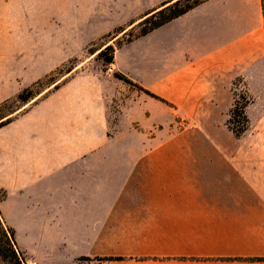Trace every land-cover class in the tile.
Listing matches in <instances>:
<instances>
[{
    "label": "crops",
    "instance_id": "crops-1",
    "mask_svg": "<svg viewBox=\"0 0 264 264\" xmlns=\"http://www.w3.org/2000/svg\"><path fill=\"white\" fill-rule=\"evenodd\" d=\"M165 1L132 0L129 18ZM131 43L115 68L199 123L141 143L156 109L171 112L129 92L109 143L122 87L93 76L30 103L0 127L1 213L18 247L35 264H264L260 0H206ZM231 73L252 96L240 136L226 123Z\"/></svg>",
    "mask_w": 264,
    "mask_h": 264
},
{
    "label": "rangeland",
    "instance_id": "rangeland-1",
    "mask_svg": "<svg viewBox=\"0 0 264 264\" xmlns=\"http://www.w3.org/2000/svg\"><path fill=\"white\" fill-rule=\"evenodd\" d=\"M131 6L132 0H0V92L3 90L0 104L6 101L1 120L10 116L13 118L30 103L53 91L56 84L59 87L70 79L93 76L108 81L111 88L113 84L122 87V92L117 93L109 103V140L115 135V124L121 112L120 99L128 96L129 92L149 97L157 106H165L171 112L164 114L156 109L157 120L153 130L150 127L151 134L146 137L140 134L141 143H148L151 137H154V141L150 140V143H165L171 133L199 123L183 120L175 106L156 91L148 89L168 103L116 78L114 72L119 70L115 68V59L106 65L103 58L99 57L98 53L102 49L112 45L114 57L117 55V60L123 63L122 57L135 48L131 42L124 43L139 29L140 19L129 18L133 11ZM101 12L109 15L103 16ZM231 75L232 104L234 99L239 103L251 99L246 89L248 79L242 74ZM251 77L252 80L257 79L253 72ZM34 83V94L27 102L15 101V96L22 89ZM3 192L0 190V204ZM0 217L3 218L1 205ZM0 240L4 242L1 234ZM32 263L26 256L25 264ZM0 264H5L1 257ZM78 264L100 263L90 260Z\"/></svg>",
    "mask_w": 264,
    "mask_h": 264
},
{
    "label": "trees",
    "instance_id": "trees-1",
    "mask_svg": "<svg viewBox=\"0 0 264 264\" xmlns=\"http://www.w3.org/2000/svg\"><path fill=\"white\" fill-rule=\"evenodd\" d=\"M204 1L206 0H168V1L161 3V5L158 8L145 13L142 19L138 22L139 29L137 33L129 36V38H127L124 41V43H129L132 40L147 34L153 29L184 14L188 10L192 9L193 7L199 5L200 3ZM260 7H261V12H262V17H263V30H264V0H260ZM124 43H121V45ZM98 55L99 57L103 58L104 64L107 65V64L113 63V60H114L113 46L107 45L104 49H102L98 53ZM68 70L70 69H67L66 71ZM114 76L122 80L123 82L129 85H132L136 87L137 89L143 91L147 95L155 99H158L160 101H163L164 103H168L163 98H160L153 92L144 88L138 82L133 81L130 77H128L124 73L120 71H115ZM36 83L32 84L29 87L22 89L15 96V101L21 102V103L27 102L34 94L33 85H36ZM54 88L55 89L58 88V84H56ZM250 101L251 99H247V100H244L242 103H239L238 100L234 99V102L229 112V118H228L227 124L236 136H240L247 128L248 118L245 114L244 109ZM5 105H6V101H3L0 104V120L4 117L1 111L5 107ZM11 119L12 117L10 116V117L5 118L4 120H1L0 127L8 123L9 121H11ZM4 196H5V193L3 192L1 199L4 198ZM0 234L2 238L4 239V242H1L0 240V257L5 262V264H25L26 254L17 245L16 238H15V230L13 229V227L9 226L2 217H0ZM3 243H5L4 246H3ZM110 259L112 258L111 257L91 258L88 256H79L78 258H76L75 264H78L81 261H90V260H96L100 264H103V262L110 260Z\"/></svg>",
    "mask_w": 264,
    "mask_h": 264
},
{
    "label": "bare ground",
    "instance_id": "bare-ground-1",
    "mask_svg": "<svg viewBox=\"0 0 264 264\" xmlns=\"http://www.w3.org/2000/svg\"><path fill=\"white\" fill-rule=\"evenodd\" d=\"M32 264H35V263H32Z\"/></svg>",
    "mask_w": 264,
    "mask_h": 264
}]
</instances>
